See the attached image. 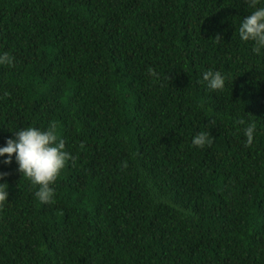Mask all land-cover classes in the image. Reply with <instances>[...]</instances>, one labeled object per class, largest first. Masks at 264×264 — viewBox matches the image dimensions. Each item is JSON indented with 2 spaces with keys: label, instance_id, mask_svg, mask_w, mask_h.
I'll use <instances>...</instances> for the list:
<instances>
[{
  "label": "trees",
  "instance_id": "16d2710c",
  "mask_svg": "<svg viewBox=\"0 0 264 264\" xmlns=\"http://www.w3.org/2000/svg\"><path fill=\"white\" fill-rule=\"evenodd\" d=\"M247 14L243 0H0L15 58L0 146L55 124L74 157L47 204L0 158V264H264V56L239 40ZM200 131L210 146L191 145Z\"/></svg>",
  "mask_w": 264,
  "mask_h": 264
},
{
  "label": "clouds",
  "instance_id": "9594fccd",
  "mask_svg": "<svg viewBox=\"0 0 264 264\" xmlns=\"http://www.w3.org/2000/svg\"><path fill=\"white\" fill-rule=\"evenodd\" d=\"M243 3L249 14L239 20L236 28L239 40L246 44L250 43L256 56H264V0H243ZM215 39L220 40L219 37ZM14 59L9 52H0V66L14 67ZM148 73L156 76L151 68L148 69ZM202 83L209 91H222L226 86V77L219 70L209 69L202 73ZM238 123L244 125L246 146H251L257 135L256 124L243 119ZM10 131L14 132V138L7 139L5 146H0V158L6 157L2 163L11 164L14 155L19 173L36 186L34 195L37 200L41 204L51 203L55 197L52 185L67 162L74 160L71 153L66 150L65 142L60 138L56 125L51 124L47 128L18 127ZM212 143L213 136L209 131H200L191 139V145L196 148H204ZM7 175L6 172H0V181H4ZM7 189V182L0 183V205L8 200Z\"/></svg>",
  "mask_w": 264,
  "mask_h": 264
}]
</instances>
